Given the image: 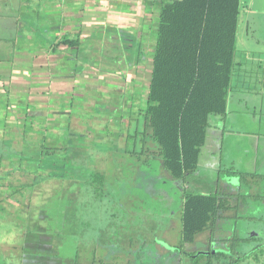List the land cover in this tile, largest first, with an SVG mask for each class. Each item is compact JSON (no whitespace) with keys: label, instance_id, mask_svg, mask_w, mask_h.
I'll list each match as a JSON object with an SVG mask.
<instances>
[{"label":"rangeland","instance_id":"374dc122","mask_svg":"<svg viewBox=\"0 0 264 264\" xmlns=\"http://www.w3.org/2000/svg\"><path fill=\"white\" fill-rule=\"evenodd\" d=\"M143 3L146 10L142 11L151 10L150 15L143 12L144 16L140 13L131 20L135 26L127 38L130 42H113L108 35H103L105 39L101 41L100 33L95 37L97 40L83 42L80 60L73 65L78 81L72 96L58 107L68 111L66 118L61 113L8 114L3 149L16 151L15 155L23 159L19 167L24 173L7 179L12 184L9 189L21 187L13 184L21 180L20 176L32 175L38 181L33 188L19 193L20 203L7 199L0 203V264H19L21 255L28 251V237L42 239L37 242L45 250L41 257L57 255L58 264H205L206 255L197 260L194 256L216 250L228 252L232 240H224L230 237L256 235L255 240L241 242L236 247L239 252L248 253L264 243V178L255 177L264 175V0H241L234 71L239 69L245 78L239 82V89L230 85L229 94L232 90L234 97H231L239 104L228 120L230 133H224L231 140L228 149L232 150L235 162L231 165L235 169H231L236 170L242 160L240 167L249 175L242 179L240 191L220 182L218 191L227 192L225 199L233 208L217 222L213 235L201 233L192 243L184 245L180 244V191L171 184L160 161L143 163L145 154L133 157L115 151L114 117L106 109L116 102L120 104L112 97L118 90L137 92L141 106L147 96L159 0H142ZM100 97L110 103L100 101ZM40 99L41 105L47 103L48 98ZM132 118L125 125L130 128V135L136 127L139 131L143 128L138 112ZM209 123H214V116ZM211 132L208 128L206 143L200 149L199 164L204 167L216 164L218 158L209 139ZM142 139L139 134L138 151ZM54 141L55 145H64L65 151L51 156L41 154L39 159L38 153L55 147ZM146 145L153 147L150 142ZM132 146L129 139L127 150ZM212 149L214 153L210 152ZM3 157L16 160L8 153ZM204 167L180 181L185 187L182 191L191 194L216 191L213 172ZM2 171L4 176L5 170ZM222 174L233 180H239L240 176L228 170ZM57 175L62 179L54 177ZM93 175L104 179H93ZM250 175L254 176L253 186ZM247 193L252 198L243 196ZM44 237L54 239L55 248H48ZM239 264H264V250L254 249Z\"/></svg>","mask_w":264,"mask_h":264},{"label":"trees","instance_id":"16d2710c","mask_svg":"<svg viewBox=\"0 0 264 264\" xmlns=\"http://www.w3.org/2000/svg\"><path fill=\"white\" fill-rule=\"evenodd\" d=\"M240 10L241 0H159L146 104L138 112L143 128L137 134L143 135L140 154L160 159L172 181H181L196 171L210 117L226 115ZM59 45L78 53L79 35L63 37L55 44ZM148 141L154 145V151L148 149ZM64 151V145H55L44 153L40 151L38 157ZM15 152L13 148L1 146L0 161L6 153L15 155ZM11 162L22 163L21 159ZM94 178L102 180L103 176L93 175ZM37 179L28 175L18 183L14 181L13 184L21 187L12 188L13 194L33 188ZM225 197L226 194L219 192L184 193L181 245L192 243L201 233L215 232L217 222L224 219L231 208ZM20 200L17 196L14 202L20 203ZM237 246L239 240L234 238L228 252L216 250L199 253L194 258L206 255L205 264H239L253 250L239 252Z\"/></svg>","mask_w":264,"mask_h":264},{"label":"crops","instance_id":"0c3cea01","mask_svg":"<svg viewBox=\"0 0 264 264\" xmlns=\"http://www.w3.org/2000/svg\"><path fill=\"white\" fill-rule=\"evenodd\" d=\"M144 9L145 6L144 3L142 4V0H0V34H3L0 37L1 146L5 144L4 130L7 123H9L10 114H24L29 111L33 113L45 112L46 114L61 113L60 115H64V118L67 117L68 111L66 109L60 110L58 107L61 102L67 101L66 98H69V95L72 96L74 85L78 81V79H75L76 74L73 72V65L74 63L78 64L80 57L79 52L77 53L74 49H70L65 45L56 47L55 44L61 38H71L79 35V50L83 47V42L96 39L95 37L99 33L102 34L101 41L105 39L103 35H108L113 42L121 40L128 43L131 40L127 38L130 37L131 30L135 26H133L131 20H134L140 13L141 16L150 15L149 11L151 10L144 12L142 11ZM121 33L123 34L122 36ZM122 37L125 40H122ZM128 48L130 49V47ZM77 72H80V70H77ZM79 77L82 76L80 75ZM243 78L245 76L240 74V70L235 69L231 78V88L232 86L234 89L241 88L239 87V82ZM78 90H82V88ZM115 92L112 93V97L118 99L120 104L114 103L111 109L106 106V109L109 110L110 114L113 113L114 117L112 124L114 131H116V133H113L116 142L115 151H121V155L129 153L133 157L142 156L140 154L141 150L138 151L137 149V132L139 129L136 127L134 133L130 135V128L126 129L125 125L127 124L128 126L130 124L128 122H132V117L143 110L146 98L143 101V106H141L138 103L140 97L137 92L132 90H118ZM232 95L233 91L231 90L230 94L228 92L225 117H214V123H209V129L212 131L209 139H212L213 145L216 147L215 151L218 152L216 164L204 167L199 164L200 154L198 157L196 171L198 172L204 167L206 170L213 172L212 176L215 177L216 190L214 193L219 192L220 182L224 186L240 191L243 181L242 176H239V180H233L227 174H222L224 170L234 172L237 177L238 175H243L245 178V175H249L240 167L242 160L239 161V167L236 170L231 169L234 168L231 165L235 164L232 158L234 157L233 152L228 149L231 140L225 138L224 133H230L232 127H230L231 124L228 123V120L239 104V102L237 103L233 100ZM40 98H48L47 103L45 102L44 105H41ZM104 99L100 97L99 100L109 102L107 98L104 97ZM112 101L114 102V100ZM33 119L35 118L33 117ZM54 119L57 121L56 118ZM237 122H242V120H237ZM54 124H56L55 121ZM215 130L216 132H214ZM109 135L111 134L109 133ZM129 139L133 141V146L128 151ZM205 143L206 139L204 145ZM150 144L153 147L149 145L148 149L154 151V145ZM215 151L212 149L210 152L214 153ZM226 151H229V153H225ZM245 154H247V151H245ZM14 156L23 162L21 157H18V155ZM146 156L142 161L143 163H148L147 161L150 163L151 161L161 162L160 159L153 157V155L148 154ZM11 157H3L0 161V194L5 195L1 196L2 199L14 202L18 195L13 194V189H9L11 185H9L7 179L10 176L23 175L24 173L22 174L19 164L14 166L15 164L11 162ZM2 170H5L4 176L1 175ZM250 176L251 179L254 177ZM256 176L264 178V175ZM54 177H61L62 179L60 175ZM20 179L22 180L21 176ZM21 180L17 181V183ZM254 183L255 181L252 179L251 185L253 186ZM171 184L177 191H180L183 197L184 193H186L182 191L185 188L183 183L172 181ZM9 192H12L11 195H9ZM224 193L226 194L227 192L221 194ZM229 195H233V193ZM235 209L237 210L238 208L235 207ZM226 217L227 215L225 214ZM210 235H213V233ZM31 238H26L28 251L21 255L19 264H58L57 262L59 261L55 254L54 259L51 255L47 258L41 257L40 253L45 250L40 249V245L37 242L40 243L42 239L36 241ZM44 238L48 248H55L54 239ZM32 253L33 255H28Z\"/></svg>","mask_w":264,"mask_h":264},{"label":"flooded vegetation","instance_id":"af4514ba","mask_svg":"<svg viewBox=\"0 0 264 264\" xmlns=\"http://www.w3.org/2000/svg\"><path fill=\"white\" fill-rule=\"evenodd\" d=\"M243 196L248 197V198H252L251 196H253V195L247 193V194H244ZM234 238L239 240V245H240L241 242L249 241V240H255L256 239V235L253 234V235H250V236H248L246 238H240V237H235L234 236V237H230L228 239H225L224 241H228V240L231 241ZM254 249H256V250H264V243L263 244H257L256 246L253 247V250Z\"/></svg>","mask_w":264,"mask_h":264},{"label":"water","instance_id":"95a60500","mask_svg":"<svg viewBox=\"0 0 264 264\" xmlns=\"http://www.w3.org/2000/svg\"><path fill=\"white\" fill-rule=\"evenodd\" d=\"M202 254H207V253H202Z\"/></svg>","mask_w":264,"mask_h":264}]
</instances>
